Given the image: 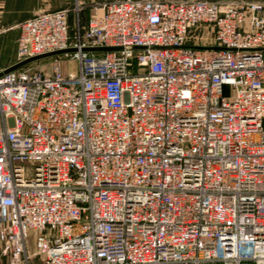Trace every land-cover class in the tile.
<instances>
[{"label":"built area","instance_id":"1","mask_svg":"<svg viewBox=\"0 0 264 264\" xmlns=\"http://www.w3.org/2000/svg\"><path fill=\"white\" fill-rule=\"evenodd\" d=\"M69 13L0 77V264H264V2Z\"/></svg>","mask_w":264,"mask_h":264},{"label":"crops","instance_id":"2","mask_svg":"<svg viewBox=\"0 0 264 264\" xmlns=\"http://www.w3.org/2000/svg\"><path fill=\"white\" fill-rule=\"evenodd\" d=\"M77 1L94 9L97 4L108 0H0V73L15 66L18 62L21 23L39 12L71 7ZM83 22L86 24L88 21Z\"/></svg>","mask_w":264,"mask_h":264},{"label":"rangeland","instance_id":"3","mask_svg":"<svg viewBox=\"0 0 264 264\" xmlns=\"http://www.w3.org/2000/svg\"><path fill=\"white\" fill-rule=\"evenodd\" d=\"M223 1H236V0H223ZM255 1H259V0H255ZM77 3H79L81 5V7H80L81 9H80L79 15H77V12H76L77 11L76 10V8H77L76 4ZM63 9H69L70 10V13H69V24H70L71 30L75 29L76 20L78 19V16H79V20L81 21V23L83 25H86L88 22L85 24L83 21L84 20L89 21L91 19L92 15H93V13H94V11H93L94 9L89 8L84 3H81V2H78V1L75 4H73L71 7H67V8H63ZM70 65H71V67H73L74 70L77 69V65L75 63H72V64L65 63V68H67ZM2 264H6V263L3 262Z\"/></svg>","mask_w":264,"mask_h":264},{"label":"water","instance_id":"4","mask_svg":"<svg viewBox=\"0 0 264 264\" xmlns=\"http://www.w3.org/2000/svg\"><path fill=\"white\" fill-rule=\"evenodd\" d=\"M110 49H104V48H86L85 51H89V52H98V51H108ZM76 49L70 48V49H66V50H61V51H56V52H52V53H47V54H43V55H39V56H35L29 59H26L22 62L17 63L15 66L9 68L8 70H6L3 73H0V77L3 76L4 74L16 71L22 67H25L27 65H30L32 63H36L45 59H49L52 57H56V56H60L66 53H72L75 52Z\"/></svg>","mask_w":264,"mask_h":264}]
</instances>
